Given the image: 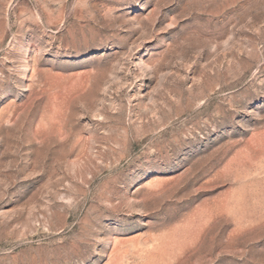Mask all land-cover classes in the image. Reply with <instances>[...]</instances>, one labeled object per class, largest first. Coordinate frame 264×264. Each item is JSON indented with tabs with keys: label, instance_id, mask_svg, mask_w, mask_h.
<instances>
[{
	"label": "rangeland",
	"instance_id": "rangeland-1",
	"mask_svg": "<svg viewBox=\"0 0 264 264\" xmlns=\"http://www.w3.org/2000/svg\"><path fill=\"white\" fill-rule=\"evenodd\" d=\"M0 264H264V0H0Z\"/></svg>",
	"mask_w": 264,
	"mask_h": 264
}]
</instances>
